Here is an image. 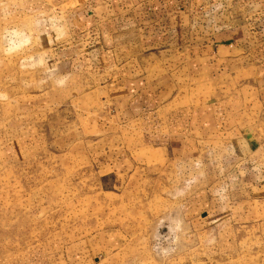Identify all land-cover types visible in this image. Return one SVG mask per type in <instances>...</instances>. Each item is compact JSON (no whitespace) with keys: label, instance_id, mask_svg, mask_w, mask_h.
<instances>
[{"label":"rangeland","instance_id":"374dc122","mask_svg":"<svg viewBox=\"0 0 264 264\" xmlns=\"http://www.w3.org/2000/svg\"><path fill=\"white\" fill-rule=\"evenodd\" d=\"M14 1L0 0V264H264V164L210 129L191 66L145 68L164 128L147 136L141 116L116 121L113 88L68 96L55 69L77 42L49 0L10 18ZM211 209L233 225L228 254Z\"/></svg>","mask_w":264,"mask_h":264},{"label":"crops","instance_id":"0c3cea01","mask_svg":"<svg viewBox=\"0 0 264 264\" xmlns=\"http://www.w3.org/2000/svg\"><path fill=\"white\" fill-rule=\"evenodd\" d=\"M14 2L10 18L31 16L40 6L27 12L24 1ZM48 5L79 50L67 56L63 50L57 58V81L68 96L113 88L116 121L128 124L141 116L140 130L153 137L164 130L157 116L161 100L156 85L143 79L144 70L160 56L180 57L206 88L201 105L210 129L226 134L233 150H244L246 140L251 158L244 161L264 164V0H49ZM209 212L217 246L228 254L235 246L233 225Z\"/></svg>","mask_w":264,"mask_h":264}]
</instances>
